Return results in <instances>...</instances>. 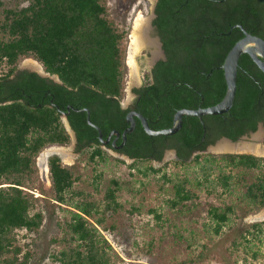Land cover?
Segmentation results:
<instances>
[{
	"label": "trees",
	"instance_id": "obj_1",
	"mask_svg": "<svg viewBox=\"0 0 264 264\" xmlns=\"http://www.w3.org/2000/svg\"><path fill=\"white\" fill-rule=\"evenodd\" d=\"M154 13L152 25L166 60L153 68V82L140 89L146 92L140 111L153 121L161 115L155 125H150L152 131H159L172 126L179 110L206 109L222 101L226 94L222 70L225 56L243 38L237 25L264 40V0H157ZM124 37V32L107 19L102 0H31L25 8L0 12V65L6 68L0 76V264H29L31 253L20 245L18 232L36 234L43 215L35 209L37 200L23 189L35 182L36 159L43 149L70 143L60 111H67V104L74 110L89 109L91 123L103 134L119 127L126 113L120 110L124 89L120 45ZM24 59L37 62L45 73L58 77L61 85H47L41 80L40 95L31 79L11 82L10 76ZM145 79L149 81L150 76ZM47 91L51 98L54 95L52 102L42 98ZM95 101L100 102L97 105ZM73 109L68 120L78 145L92 141L98 145L97 133L87 125L86 114ZM202 120L203 124L197 117L183 116L181 129L170 138H151L138 127L132 134L137 140L129 151L130 158L161 163L164 149L174 148L176 163H185L194 150L207 145L199 143L203 135L211 133L209 143H213L220 137L237 141L255 132L259 122L264 124V74L248 55L242 54L238 60L231 109ZM153 144L158 147L154 156ZM106 155L97 147L89 159L104 160ZM195 157L198 160L200 156ZM205 161H220L223 167L246 171L258 170L263 164V159L246 154L207 156ZM47 167L54 201L59 207L72 205L76 211L63 222L60 236L51 240L52 261L112 264L110 246L93 224L102 226L104 214L120 208L115 200L118 183L112 181L100 208L87 195L73 192L78 178L58 157L51 156ZM148 170L158 172L153 166ZM230 180V175L222 174L218 183L227 190ZM184 183L174 185L171 208L194 197ZM3 184L7 186L1 187ZM244 198L250 212L264 209V175L256 176L245 188ZM232 213L230 206L208 210L214 234L220 233ZM248 234L260 240L264 222L252 225Z\"/></svg>",
	"mask_w": 264,
	"mask_h": 264
},
{
	"label": "rangeland",
	"instance_id": "obj_2",
	"mask_svg": "<svg viewBox=\"0 0 264 264\" xmlns=\"http://www.w3.org/2000/svg\"><path fill=\"white\" fill-rule=\"evenodd\" d=\"M30 2L31 0H0V12L3 9H22ZM102 2L107 10V19L119 32L125 34L120 45L124 81L121 102L127 105L132 98V89L144 81L149 82L145 77L158 55V45L156 50L145 46L133 55L130 53L131 38L138 34L135 26L138 16L148 26L149 37L153 41L157 39L152 26L156 0ZM154 50L156 53L153 55ZM131 62L136 68L135 77ZM25 64L21 62L20 67ZM5 71V66L0 65V76ZM259 131L260 129L234 145L259 146L260 143L256 141ZM216 148L217 146L204 154H198V160L192 157L180 164L174 162L168 153L162 163H132L116 157L111 151L104 160H90V150L76 155L71 142L64 147H46L41 154L56 150L55 154L61 157L62 165L70 168L78 178L73 185V192L87 195V199L99 204L100 208L105 205L103 197L107 188L112 186V181L118 183L115 200L120 208L114 212L107 211L102 226L93 224L110 246L108 254L112 264H264V236L260 240H254L248 234L252 224L263 222L264 209L250 212L244 198L245 188L256 176L264 175V158L257 156L263 159V164L262 168L254 171L226 168L220 161L206 163L207 156L245 153H220L216 152ZM59 151L64 152V155H60ZM38 160L39 157L36 163ZM150 166L158 172L151 173L148 170ZM36 172L35 182L29 183L23 190L37 200L35 209L42 213L43 223L36 234L18 232V239L24 251L31 253L29 264H56L51 259L54 251L51 240L60 236L63 222L69 219L70 212L76 211L72 205L59 207L54 201L48 172L42 173L39 162ZM222 174L231 176L227 190L218 183ZM164 175L169 182L164 179ZM180 181H185V189L194 197L171 208L174 185ZM76 200L78 198L74 199ZM225 206L232 207L233 213L228 215L229 222L222 227L220 233L214 234L208 210L211 207L221 209ZM90 221L93 223V220Z\"/></svg>",
	"mask_w": 264,
	"mask_h": 264
},
{
	"label": "flooded vegetation",
	"instance_id": "obj_3",
	"mask_svg": "<svg viewBox=\"0 0 264 264\" xmlns=\"http://www.w3.org/2000/svg\"><path fill=\"white\" fill-rule=\"evenodd\" d=\"M156 2H157V0H156ZM155 5H156V3H155ZM154 10H155V6H154ZM153 16H154V18H153V20H154L155 19V13H154V11H153ZM153 28H154V32H155L156 37H157V44H158L159 48H158V55L156 56V59L153 61V64L151 66V69H150V71L148 73V75L150 76L149 82H147L148 83L147 84L144 81V83L139 84L138 86H136L135 88L132 89V91H131L132 98H131V100L129 101V103L127 105L124 104V103H122V102H120V110L121 111H126V113L123 116V118H121L119 127L117 129H112V130L108 131L107 133L103 134L102 131H101V129L98 128L97 125L91 123V119H90L91 118V111L89 109L74 110L70 104H67L66 105L67 111H60V115H59L60 120H61V122H62L65 130L67 131L69 137H70V142L73 144L74 153L76 155H79L80 153L84 152L85 150H90V154H91L98 147L103 152H105L106 154L109 151H111L118 158L127 159L129 161H132V163L133 162H136L135 159L130 158V156H129V151H132V149L134 148V147H132V145H136L135 144V142H136L135 140H137V137L135 135H132V134L135 133V131H136V129H138V127H141V129L143 130L144 134H146L145 131H144V128L142 126L141 121L139 120V118L136 115H140V116H142L146 120L149 129L151 128L150 125H153V124L155 125L157 123V121L161 118V115H158L157 118H156V120H154V121L153 120H149L148 118L144 117L142 115L141 111H140V109H141V99H142V97H144V95L146 93L145 90L141 91L140 89L143 88L144 86H147V85L151 84L153 82V79L151 77V72H152L153 68L155 67V65L159 61H165L166 60V55H165V52L163 50V45H162L161 39H160V37L158 35L157 29L155 28V26H153ZM148 31H149V28H148ZM148 37H149V33H148ZM155 53H156V51L153 53V55ZM28 60L34 61L32 59H24L21 62H26ZM20 63L17 66L15 72L9 78L11 80V82H14V81L16 82V81L23 80V79L24 80L31 79L32 80V83L34 84L35 88L37 89L36 92L39 93L40 95H41V80H44L47 85H61V82L59 81L58 77L53 76V75H49V74L45 73L43 71L41 65H39L37 62H35V63H37L40 66V68H33L32 67V63H29V62L26 63L25 66L20 67ZM134 90H137V91L140 90V91L137 92V93H134ZM48 92H50V91H47L42 98L45 101L46 100L47 101L49 100L50 102H52V98L54 97V95L51 94V96H52V98H51L48 95ZM95 102L98 105V103L100 101H95ZM72 109H73L74 112H84L86 114V118H85L86 123H87V112H85L83 110H87L89 112L88 116H89L90 123L93 126H96L99 129V131H100V132H98L95 128L91 127L87 123V125L89 127H91L92 129H94V131L97 133V144L98 145H96V142L95 141H92V142H89L87 144H84L82 147L80 145H78L76 133L71 128V125H70L69 120H68V117L70 115V111ZM130 114L132 115V119L134 121L133 129L131 131L126 132L125 139H123L122 138L123 132L125 130H127L131 126V123L128 121V116ZM203 117H197V118H199L201 124H203V120H202ZM260 126L264 130V124L262 122H259L257 124L256 131L260 128ZM181 127H182V125H181ZM203 128L206 129L205 128V125H203ZM253 133L252 132H248L245 135L239 137V139L237 141H239L242 138L247 137V136H249L250 134H253ZM128 135H129V137H128ZM159 137L160 136H158V137H151V138H159ZM167 137L170 138L171 136H167ZM223 138H225V137H220V138L216 139L213 143H209L210 140L212 139L211 133H208L207 135H203V137L200 138L199 143H201V145H203V144H207V145L202 150L201 149L194 150L192 152V154H191L190 159L192 157L197 156L198 154H204L208 149L217 146V144L220 143V141ZM237 141H233V142L236 143ZM166 142L169 143V140H166ZM261 143L264 144V131L262 133ZM54 146H56V145H54ZM57 146H59V145H57ZM60 147H64V146H60ZM157 150H158L157 145L156 144H153L152 145V155L153 156L156 155ZM166 153L170 154L172 156L173 160L175 162H177L178 158H177L176 149L172 148V149H164V151H163V158L161 160V163L163 162V159H164V156H165ZM40 155H41V153L38 155V157ZM49 157H51V155ZM56 157H58L60 159V162H61V157L59 155H57ZM96 158L99 159L98 157H96ZM36 161H37V159H36ZM47 162H46V165H47ZM263 222H264V219H263ZM252 225H254V224H252Z\"/></svg>",
	"mask_w": 264,
	"mask_h": 264
},
{
	"label": "water",
	"instance_id": "obj_4",
	"mask_svg": "<svg viewBox=\"0 0 264 264\" xmlns=\"http://www.w3.org/2000/svg\"><path fill=\"white\" fill-rule=\"evenodd\" d=\"M237 27L242 32L243 38L238 40L225 56L224 63L222 65V70L224 72L223 74H224V80L226 84V94L224 98L222 99V101L218 103L217 105L206 108V109L179 110L175 113L173 117L172 127H170L169 129H164L160 131H152L151 129H149L146 120L142 116L136 115L141 121L145 133L149 137H158V136L167 137V136L174 135L181 128L183 116H189V117L218 116V115L227 113L232 107L233 100L236 94L237 66H238L239 57L242 54L248 55L249 58L252 60V62L257 66V68L264 74V40L246 32L244 28L240 25H237ZM155 43H157V39H155ZM157 48H159V46H157ZM83 111L87 112V123L91 127L95 128L98 132H100L96 126H93L90 123L89 116H88L89 112L87 110H83ZM128 121L131 123V126L123 132L122 134L123 139H125L126 132L131 131L133 129L134 121L132 119L131 114L128 116ZM259 129H260L259 134H261V137H262V133L264 130L261 126ZM256 132H254L253 134H255ZM220 142H224L228 144H235V142L229 139H226V138H223ZM236 155H241V154H236ZM51 156H57V155L53 154ZM254 157H257V156H254Z\"/></svg>",
	"mask_w": 264,
	"mask_h": 264
},
{
	"label": "bare ground",
	"instance_id": "obj_5",
	"mask_svg": "<svg viewBox=\"0 0 264 264\" xmlns=\"http://www.w3.org/2000/svg\"><path fill=\"white\" fill-rule=\"evenodd\" d=\"M136 32L138 33L137 36H132V40H131V46H130V50H131V55H133L134 53H137V51L142 48V47H153L155 48L156 50V43H155V40H151L149 37H148V26L146 25V23L144 22V19L141 17V16H138V18L136 19ZM155 51H153L154 53ZM32 63V67L33 68H40V66L33 62V61H26L25 63ZM133 67H132V73H133V76L135 77L137 72H136V68L133 64V62L130 63ZM256 141H258V144L259 146H246V145H240V144H226V143H220L219 145H217V148L215 149L216 152H220V153H229V152H232V153H237V152H245V153H249L251 155H254V156H260V157H263L264 158V145H262L261 143V134H259L257 137H256ZM223 144V145H222ZM56 153V150H48L44 153H42L40 156H39V165L41 166V169H42V173H47V170H48V167L47 169L46 168V162H47V159L50 155H53ZM58 153H60V155H64V152L62 153L61 151H59ZM244 153V154H245ZM65 157V156H64ZM63 157V158H64ZM45 175V174H44Z\"/></svg>",
	"mask_w": 264,
	"mask_h": 264
},
{
	"label": "built area",
	"instance_id": "obj_6",
	"mask_svg": "<svg viewBox=\"0 0 264 264\" xmlns=\"http://www.w3.org/2000/svg\"><path fill=\"white\" fill-rule=\"evenodd\" d=\"M36 165L38 166V162L36 163ZM45 169H47V165H46V168ZM48 172V171H47Z\"/></svg>",
	"mask_w": 264,
	"mask_h": 264
}]
</instances>
